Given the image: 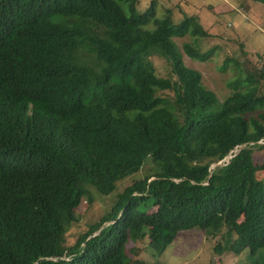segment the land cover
Listing matches in <instances>:
<instances>
[{
	"label": "trees",
	"instance_id": "1",
	"mask_svg": "<svg viewBox=\"0 0 264 264\" xmlns=\"http://www.w3.org/2000/svg\"><path fill=\"white\" fill-rule=\"evenodd\" d=\"M157 5L0 0V264H128L145 229L161 252L196 227L221 235L214 254L248 249L247 264H264L260 78H239L221 102L175 40L193 37L184 49L204 59L209 32ZM134 173L69 243L90 186L108 195Z\"/></svg>",
	"mask_w": 264,
	"mask_h": 264
},
{
	"label": "rangeland",
	"instance_id": "2",
	"mask_svg": "<svg viewBox=\"0 0 264 264\" xmlns=\"http://www.w3.org/2000/svg\"><path fill=\"white\" fill-rule=\"evenodd\" d=\"M150 2L141 0V10H146ZM158 4L160 14L170 8L176 19H182L185 14L197 16L209 32L208 37L199 40L200 48L206 54L204 59L191 58L185 51L184 44L193 41V37L187 35L175 37V40L185 64L201 72L203 84L214 91L221 102L234 92V82L249 74L260 78L264 92V76L261 80V74H264V4L254 0H158ZM153 58L159 69L164 72L169 69L166 59L157 55ZM257 112L260 111L251 113L255 115ZM255 154L256 159L264 163V150L256 149ZM143 171L144 168L139 176ZM133 176L137 173L119 181L117 188L108 195H101L94 186H90L94 201L90 203L85 199L79 205L77 214L80 220L67 234L69 243L85 231L88 224L111 210L117 194L136 179ZM144 231L143 239L129 243L135 253L128 250V264H247L250 259L248 249L240 254H214L215 241L221 239V235L214 239L202 228L179 231L161 252L150 244L149 231Z\"/></svg>",
	"mask_w": 264,
	"mask_h": 264
},
{
	"label": "water",
	"instance_id": "3",
	"mask_svg": "<svg viewBox=\"0 0 264 264\" xmlns=\"http://www.w3.org/2000/svg\"><path fill=\"white\" fill-rule=\"evenodd\" d=\"M245 146V144H243V145H241V146H239V147H237L238 149H241L242 147H244ZM236 148V149H237ZM234 151V150H233ZM233 151H231L230 152V154L225 158V163H222V162H218V163H214L212 166H211V168H215L216 166H219V165H222V164H227L228 162H229V160H230V158H232L233 157V155H232V152Z\"/></svg>",
	"mask_w": 264,
	"mask_h": 264
},
{
	"label": "clouds",
	"instance_id": "4",
	"mask_svg": "<svg viewBox=\"0 0 264 264\" xmlns=\"http://www.w3.org/2000/svg\"><path fill=\"white\" fill-rule=\"evenodd\" d=\"M236 150H238V148L237 149H235L234 151H236ZM231 159V158H230ZM230 161V160H229ZM221 162V161H220ZM218 163V162H217ZM213 169V168H212ZM152 210V209H151ZM112 222V221H111ZM110 222V223H111ZM109 223V222H108ZM108 223H106L105 225H107ZM102 228V227H101ZM101 228L95 233V234H92L91 236H94V235H96L98 232H100V230H101Z\"/></svg>",
	"mask_w": 264,
	"mask_h": 264
}]
</instances>
